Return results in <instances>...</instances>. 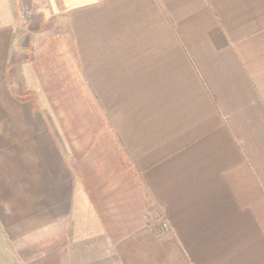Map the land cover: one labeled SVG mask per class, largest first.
Masks as SVG:
<instances>
[{
	"label": "crops",
	"instance_id": "1",
	"mask_svg": "<svg viewBox=\"0 0 264 264\" xmlns=\"http://www.w3.org/2000/svg\"><path fill=\"white\" fill-rule=\"evenodd\" d=\"M0 264H264V0H0Z\"/></svg>",
	"mask_w": 264,
	"mask_h": 264
},
{
	"label": "built area",
	"instance_id": "2",
	"mask_svg": "<svg viewBox=\"0 0 264 264\" xmlns=\"http://www.w3.org/2000/svg\"><path fill=\"white\" fill-rule=\"evenodd\" d=\"M163 227H164V228H167V225H166V223H163Z\"/></svg>",
	"mask_w": 264,
	"mask_h": 264
},
{
	"label": "rangeland",
	"instance_id": "3",
	"mask_svg": "<svg viewBox=\"0 0 264 264\" xmlns=\"http://www.w3.org/2000/svg\"><path fill=\"white\" fill-rule=\"evenodd\" d=\"M6 254V253H5ZM7 256H8V254H6ZM6 255H4V256H6Z\"/></svg>",
	"mask_w": 264,
	"mask_h": 264
}]
</instances>
